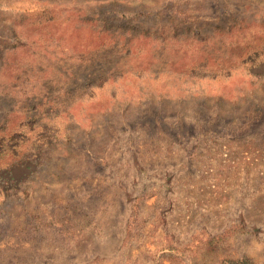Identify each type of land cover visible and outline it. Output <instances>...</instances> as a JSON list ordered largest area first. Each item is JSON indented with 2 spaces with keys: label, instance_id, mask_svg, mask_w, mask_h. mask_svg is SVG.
<instances>
[{
  "label": "rangeland",
  "instance_id": "1",
  "mask_svg": "<svg viewBox=\"0 0 264 264\" xmlns=\"http://www.w3.org/2000/svg\"><path fill=\"white\" fill-rule=\"evenodd\" d=\"M264 264V0H0V264Z\"/></svg>",
  "mask_w": 264,
  "mask_h": 264
},
{
  "label": "trees",
  "instance_id": "2",
  "mask_svg": "<svg viewBox=\"0 0 264 264\" xmlns=\"http://www.w3.org/2000/svg\"><path fill=\"white\" fill-rule=\"evenodd\" d=\"M220 264H256L250 257L242 256L240 258L224 259Z\"/></svg>",
  "mask_w": 264,
  "mask_h": 264
}]
</instances>
